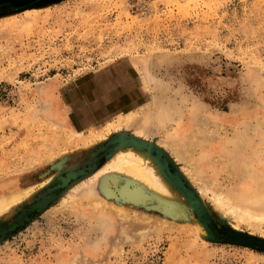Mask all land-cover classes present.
Returning <instances> with one entry per match:
<instances>
[{
    "label": "rangeland",
    "instance_id": "1",
    "mask_svg": "<svg viewBox=\"0 0 264 264\" xmlns=\"http://www.w3.org/2000/svg\"><path fill=\"white\" fill-rule=\"evenodd\" d=\"M183 130L203 141L191 162L164 147ZM244 132L254 141L228 154ZM260 135L264 0L0 4V182L33 189L0 212V264H264V223L225 218L212 197L259 171ZM123 149L155 159L172 200L143 187L130 201L115 173L88 192Z\"/></svg>",
    "mask_w": 264,
    "mask_h": 264
},
{
    "label": "bare ground",
    "instance_id": "2",
    "mask_svg": "<svg viewBox=\"0 0 264 264\" xmlns=\"http://www.w3.org/2000/svg\"><path fill=\"white\" fill-rule=\"evenodd\" d=\"M12 1L14 3L21 4L19 6H24V9H25V7L27 5H29V2H32L35 0H12ZM31 11L36 12V10H31ZM173 113H175V109L170 108V107L156 109L155 111L152 112L151 115L146 117L143 120V122L146 123L147 121H149L150 118L153 121H160L161 119H163L165 117L172 116ZM178 122H179V120H178ZM110 126H111V124H110ZM118 126H119V124H118ZM118 126H116V127L118 128ZM106 128H109V127H106ZM148 129H149V127H148ZM137 130H139V128ZM139 131H137L136 133L139 134ZM183 132H184V130H183ZM254 136L255 135L249 134L248 132L237 134L236 137L234 138V140L232 141V148H226L227 152L229 151L230 153H233L234 151L241 150V148L244 146L251 145V143L254 141ZM176 137H177V140L175 142L173 141V143H164V147L165 146L169 147L172 151V154L174 152V154L176 156V160L179 159V160H183L185 162L188 160L190 161V158H193L192 155L195 154V152H197L203 146V141L202 140L198 141L197 139L192 138L191 134L187 130L182 134H180V132H179L176 135ZM259 140H260V142H262L264 140V136L260 135ZM257 145H259V144H257ZM198 152H200V151H198ZM229 152H228V154H229ZM113 155H114V153H113ZM253 155H255V158L259 161L258 162L259 171H256V172H252V170L247 171L240 178V181L238 184V186H239L238 191H236L235 193H231V194H223V193L221 194V191H219V190H217L218 192H220L218 194L214 193L213 191H211V192H213L212 197L216 203V206L222 210V213L225 216V218L230 217V218H232V220H235L237 222H246L248 224V226L256 227L257 225H259V223H261V222L264 223V150L258 149V147H256L254 149ZM152 159H154V158H152ZM152 159L148 155V153H143V152L140 153V152H135V151L130 150V149H123V150L119 151L117 154H115V156H113L112 159H109L108 162H106L104 165H102V167L99 168V170H97L95 173L89 175L85 179V181L83 180L84 182L82 181L81 183H83V186L85 184V187H87V190L89 193H94V191H93L94 188L100 183V181H102V179L105 176L110 175L112 173H115V174L123 176L127 180V181H125L127 183L124 184L123 186H121V188L120 187L119 188H120V192H122V195L131 199L130 201H132V200L138 201L140 199L142 200L143 192H142L141 188H143V187L146 188L147 190H149L152 194L161 198L162 200H165V201L172 200L174 193L173 194L171 193L172 191H170L169 183L161 175L159 168L156 165L155 159L153 160L155 163L152 161ZM201 159H203V158H201ZM161 165L162 164L159 163V166H161ZM200 166H201V164H200ZM206 166H208V165L206 164ZM185 172L190 174L189 170L185 171ZM192 176L193 175H191V177H190V175H188V176L186 175V177H190V178H192ZM47 178H45L43 181H40L39 185L42 186V185L46 184L50 179V178H48V179ZM196 180L198 181V179H196ZM259 182H260V184H259ZM35 184H33V185H35ZM80 186H81L80 188L83 187L82 185H80ZM201 186H202V184H201ZM75 187L79 188L78 185ZM206 188L208 189V185ZM72 189L74 191L76 190L74 187ZM209 189L212 190L211 187H209ZM31 191H33L32 186H23V188H20L18 186V184L16 183V181L6 180L3 182H0V212H2L3 210H5L9 207L14 206L17 202H19V200H21L22 197L31 193ZM78 191L79 190L77 189V192ZM211 192H209V193H211ZM71 194H77V193H71ZM71 194H69V196H72ZM236 194H237V196H236ZM73 197H74V195H73ZM67 198L68 197H66V200H67ZM76 201H77L76 199H72V202H71V198H68V201H66V202H68V205H69L70 202H71V204L72 203L74 204V202H76ZM96 201H98V200H96ZM66 202H64V203H66ZM159 202H160V200H159ZM66 205H67V203H66ZM104 205H106V204H104ZM116 206H114V208ZM62 207H64V206H62ZM114 208H112V209H114ZM117 208L118 207L115 208L116 209L115 212L120 208V206L118 209ZM120 210H122V211L124 210L126 212V209L120 208ZM122 211H118V212H120V214H122L123 213ZM118 212H116V213H118ZM116 213H114V215ZM116 216H118V214ZM123 218H125V217H123ZM141 218H142V216H141ZM142 220H143V218H142ZM163 222H164V220H163ZM234 223H232V226L234 228H236L237 225ZM204 226H205V224L203 222H202V224H200L198 221L196 222V225H195L196 229L200 232V234L202 236H204L206 233V228Z\"/></svg>",
    "mask_w": 264,
    "mask_h": 264
},
{
    "label": "water",
    "instance_id": "3",
    "mask_svg": "<svg viewBox=\"0 0 264 264\" xmlns=\"http://www.w3.org/2000/svg\"><path fill=\"white\" fill-rule=\"evenodd\" d=\"M32 2H34V1H32ZM32 2H29V4ZM0 4H10L12 7H20L19 5H21V4L14 3L12 0H0ZM205 220H206V218H205ZM247 243H249L248 240H247Z\"/></svg>",
    "mask_w": 264,
    "mask_h": 264
}]
</instances>
